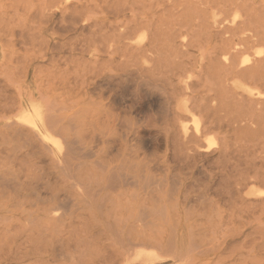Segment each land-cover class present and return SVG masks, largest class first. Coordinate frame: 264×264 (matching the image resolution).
I'll return each instance as SVG.
<instances>
[{
    "label": "bare ground",
    "instance_id": "obj_1",
    "mask_svg": "<svg viewBox=\"0 0 264 264\" xmlns=\"http://www.w3.org/2000/svg\"><path fill=\"white\" fill-rule=\"evenodd\" d=\"M54 1L57 0H53L52 7L60 8L58 5H61V2ZM257 1L132 0L127 10L133 15L127 18L128 22H121L118 34L108 41L105 49H101L105 51L107 60L113 65L107 66L106 70L102 67V71L98 73L96 71L91 81H87L84 79L86 75H82L84 78L81 80H85L84 85L86 83L82 91L84 90L86 98L83 99V106L70 114L55 115L50 106L45 108L42 103L24 99L16 90V75L23 59H19V56H15L14 53L7 55L9 56L6 57L7 60L5 57L2 59L0 74L6 86L9 84L15 89V94L12 97L9 96L10 98L0 94V186L6 187L7 182L11 181L13 190L12 192L9 187L11 185H9L7 188H10L11 192L6 193L3 189L6 191L7 188L0 187L2 189L0 199L2 196L6 198L5 194L18 195L10 199V202H15V204L9 202L5 206L0 205V237L19 239L17 242L13 240L6 243L4 249H0V253L7 254L8 257L5 260L9 264L12 261L24 259L23 257L29 258L33 249L38 244L44 243L43 240L47 238L48 233L46 232L49 229L64 227L68 228L66 229L68 232L64 234H68L69 238L79 233V238L80 234H85L90 237L89 241L83 238L73 240V242H70L71 239L68 238L64 241H57L60 237L50 241L59 248V254L63 255V251L69 249L67 255L64 256L65 261L50 264H87L81 262V257L89 253H96L100 258L99 262L92 264H147L152 251H176L175 239L172 235H169L167 239L166 230L165 232L158 231L160 234L153 230L157 225L153 224L154 219H151V212L154 210L148 209L147 190L144 188L133 190L134 182L130 190L131 182L128 183L126 175L123 176L125 179L121 180V171L126 168L127 164L130 169L131 163L136 160L137 166L144 167L147 155L142 151L145 143L141 139L139 121L131 118L128 122H123L120 113H126L124 104L128 99L155 98L161 109V117L148 126L157 129L158 133L155 137H157V142L162 144L160 147L164 148L165 156L173 152L176 154L174 156L181 154L180 156L186 159L210 158L215 154H219L220 157V151L204 146L202 138L205 132L211 131L214 127L229 126L233 111L247 104L244 103L243 95H239L240 98L237 96L236 88L245 87L247 89L244 90L248 93L249 99L247 100H250V104L264 106V5ZM117 4L122 5L123 3ZM27 7L29 9L31 5ZM41 9L44 11L43 5L39 8L40 11ZM139 11L145 14V16L142 15L143 18H139ZM81 12L84 13L83 10ZM8 19L11 21V18L8 17ZM78 23L76 22L77 25ZM141 31L145 34L137 38V33ZM6 34L0 33V38L8 37L9 35ZM21 34L19 35L23 38ZM106 36L107 34L104 37ZM34 37H30V40ZM101 39L100 42H102ZM6 42L8 43L9 40ZM25 42L23 45H26ZM203 42L210 51L204 57V67L198 69L195 66H189L187 59H184L185 55L190 48H200ZM19 43L22 45V42ZM259 46H263V50L254 51ZM57 58H54V62ZM73 59L76 61L75 58ZM73 59L68 60L72 62ZM51 62L49 64L53 63ZM62 63H65V60ZM110 63L107 62L106 65ZM84 66L82 65L83 69ZM77 76L79 75L76 70ZM65 80L62 79L63 82H66ZM112 81L126 82L130 84V89L126 91L124 89L125 92L118 97L116 105L119 106V111L115 109L116 112L110 114L108 105L103 101L95 103L88 96L97 86ZM196 86L200 87L197 91L194 90ZM110 91L112 89L107 92ZM133 105L128 106L127 109H132ZM15 111L17 113L13 114ZM184 114L192 116L199 114L202 118V128L196 127L191 133L188 128L181 126V118ZM73 120L77 122L78 127L76 126V131L72 133L71 122ZM56 134L61 136L62 141L57 138ZM135 147H137L136 150L132 149ZM98 175L99 178L96 179L99 180L95 182V177ZM141 179L143 178L140 176ZM35 180H40L44 187L42 188L50 191V196L45 193L47 197H42L43 194L34 189ZM251 181L264 182V170L258 172L246 183L249 184ZM244 186L246 184L243 186L239 184L240 189ZM89 192L92 193L91 197H87ZM150 196L149 200L152 198ZM230 204H232L231 201ZM108 207L111 208L110 210H116L118 213L122 211V213H119L120 216L111 217L108 214L109 211L107 213ZM161 210V214L157 216L162 217ZM102 225L105 229L101 227ZM260 231L264 234L262 228ZM54 232L49 234L55 235ZM241 246L237 244L235 247L238 249ZM38 262L35 260V264H49V261Z\"/></svg>",
    "mask_w": 264,
    "mask_h": 264
},
{
    "label": "rangeland",
    "instance_id": "obj_2",
    "mask_svg": "<svg viewBox=\"0 0 264 264\" xmlns=\"http://www.w3.org/2000/svg\"><path fill=\"white\" fill-rule=\"evenodd\" d=\"M54 2H61V5H58L60 8L56 9L52 7L53 0H0V33L6 34L7 31L6 35H9L8 37L0 38V63L4 57L5 60H7L9 57H7V55L13 53L15 56H19V59H23L21 62L25 60L23 63L20 62L21 65H19V71L16 75V90H18V92L21 93V96L27 101L33 100L42 103L45 108L46 106H50V109L55 112V115H60L70 114L78 107L83 106V99H85L86 96L83 92L84 90L82 91V88L86 83L85 85L83 84L85 80H81L84 78L82 75H86L84 79L91 81L92 77H95L96 71L98 73L102 71V69L104 70L107 66L111 67L113 65L107 60L108 58L104 54L105 51L101 49H105L108 41L118 34L117 31L119 30L118 28L119 25H121V22H128L127 18H130L133 14L129 13L127 10L130 4H132V0H57ZM257 2L264 5V0H258ZM117 3L123 4L118 5ZM27 5H31V7L27 9ZM39 5L40 7H38ZM42 5L44 11L41 9V12L39 8H42ZM109 5H112L113 7L111 6V8ZM118 7L122 9L119 10ZM113 8L117 9L114 10ZM124 8L125 10H123ZM82 10L84 12L83 14L81 12ZM122 10L123 12H120ZM72 11H77V13H73ZM46 13L47 15H45ZM139 13V18L145 16L143 12L139 11L138 14ZM7 15L13 22L8 19ZM71 16L74 19L70 18ZM40 17L42 19H40ZM31 18H33L34 21ZM69 21L71 22L68 23ZM76 22H79L80 24L78 23L77 25ZM71 23L72 25H70ZM4 26L7 27L4 28ZM57 27L60 28V30H57ZM93 28L95 29L93 30ZM3 29L7 30L4 31ZM109 29L115 33L112 32V34H110L111 31ZM20 33H22L21 35L23 38L19 35ZM16 34H18L20 38H18L19 36ZM106 34L107 36L104 37ZM144 34L145 32H138L136 37L139 38ZM30 37H34L35 41L33 38L30 40ZM75 37L77 39H75ZM93 37L95 39H93ZM85 38L86 40H89L86 41ZM27 39L28 41L30 40V44ZM100 39L102 42L99 41ZM7 40H9L8 43L6 42ZM19 42H22V45H20ZM23 42H25L26 45H23ZM99 42L100 44H97ZM5 43L6 45H4ZM72 50H74V52ZM260 50H263V46L257 47L254 51ZM43 51L45 53H43ZM209 52V47L203 42L200 48H190L187 55H185L186 57L184 56V59H187L186 62L188 61L187 64L189 66H195V68L199 69L204 67V57H206ZM54 58H57L55 59L56 63L54 62ZM73 58H75L76 61H74ZM58 59H60V61ZM68 59L73 60L70 62ZM64 60L65 63H62ZM82 61L87 64L82 63ZM50 62L52 64H49ZM107 62L110 63V65H106ZM82 65H85L84 69ZM42 67L44 71L43 69L41 70ZM91 68L96 70L94 71V69ZM47 69L48 71H46ZM75 69L79 75L77 77ZM0 71H2L1 68ZM35 75H38V77L36 78ZM63 78L66 79V82L62 81ZM6 85L7 84L4 83V78L0 74V94L12 97L15 94V89L9 84L8 86ZM199 88L200 87L196 86L194 90L197 91ZM111 89L112 91L107 92ZM124 89L125 91L130 89V84L126 82L115 83L114 81L105 82L101 86L94 88L88 98L91 97L95 103L103 101L104 104L108 105L110 109L109 112L112 114L113 112H116L115 109H118V111L120 109L119 106L116 105V101L119 99L118 97L121 93L125 92ZM244 89L246 88H236V92L238 93L237 96L239 98V95H243L244 103L247 104L244 105V107L242 106L238 110L233 111L230 125L221 128L214 127L211 131L205 132L204 137L202 138L204 146L220 151V157L219 154H215L210 158L194 157L186 159V157H182L180 156L181 154H178L181 157L180 159L179 156H174L176 154L173 152V154L171 153L169 156H165L164 148L160 147L162 144L157 142V137H155L158 133L157 129L148 126L159 120L161 117V109L159 104L156 103L157 100H155V98H134L135 100L128 99L124 104L127 111L126 113H120L121 120L123 122H128L129 119L132 118L139 121L141 127V139L145 143V148L142 151L146 153L147 158L143 164L145 165L144 167L137 166V161L131 160L133 161L130 165L131 168L129 169V165L127 164L126 168L121 171V180L125 179L123 176L126 175L128 177V183L129 181L131 182V184L129 183L131 185L130 188L134 184L132 187L133 190H140L141 188L147 190L148 209L154 210L151 212V219H154L153 224L158 226H155L153 230L158 234H160L158 231L165 232L166 230L167 239L169 238V235H172L175 239V252H172L173 250L170 252L167 250L153 251V257H151L149 264H264V234L260 231L262 228L264 232V202H262V199L264 198V182L251 181L249 184L246 183L258 172L264 170V106L261 104H250V100H247L249 99L246 91L247 89ZM100 97L102 99H100ZM130 100L134 102H131ZM130 105H133L132 109H127ZM16 111L13 114H16ZM182 118L181 126L188 128L189 132L192 133L196 127L202 128V118L199 114H195L194 116L184 114ZM73 121L71 122L72 133L76 131L75 127L77 126V122ZM56 136L62 141L59 134H56ZM132 149L136 150L137 147ZM174 157L175 159L173 160ZM187 162L189 163L187 164ZM140 176L143 179L140 180ZM175 176H177V178ZM96 178H99V175L98 177H95V182L99 180ZM196 181L198 182L196 183ZM132 182L134 183L132 184ZM239 184L240 186L246 184V186H244V188L241 187L240 189ZM34 185H36L33 186L34 189H37L39 193L43 194L42 197H47L45 193H48V195L50 194L49 190L46 191L43 189L44 187L41 185L40 180H35ZM7 186L11 188L12 182H7ZM7 186L0 187L3 189L7 188ZM219 186L221 188H219ZM238 187L239 189H237ZM1 188L0 190H2ZM132 188L130 190H132ZM7 189L6 191L3 189V191L10 193L11 191L9 189L7 191ZM158 192L159 194H157ZM6 195L7 194H5V197L7 199L4 198V196L0 199V205L2 206L7 205L10 202V199L18 197V195L14 193ZM91 195V192L87 193V197H91ZM149 196L152 197L151 200H149ZM228 199H231L230 201L232 204H230ZM157 201H159L158 204ZM189 201L195 204H191ZM13 204H15V202ZM197 204L198 206H196ZM239 206L241 207L238 209ZM110 209L111 208L108 207L107 213L109 211L108 214L111 215V217L120 216L119 213H122V211L118 213V211ZM160 209H162V217L157 216L161 214ZM101 227L105 229L104 225ZM66 229L68 228L49 229L46 232L48 235L44 233L47 236V240L45 239V241L43 240L44 243L38 244L31 252L29 258L23 257L24 259H19L15 262L12 261L10 264H35V260H38V263H41V261H49V264L51 262L57 263L65 261L64 256L67 255L69 249H65L66 251H63V255L59 254V248L54 242L50 241H53L54 239L57 240L58 237L60 238L57 241H64L68 238L71 239L70 242H73V240L75 241L76 239L82 240V238L83 240L89 241L88 238H90L85 234H80L79 238V233H77L78 235H75L77 238H75L73 234L72 235L75 239L73 236L69 238L68 234H64L68 232ZM53 232L56 234L51 235ZM258 235L261 237V240ZM0 239V249L2 248V250L4 249L3 247L6 246V243L13 240L16 242L17 240L19 241V239L16 238L8 239L5 237L3 238L2 236ZM57 243L60 244L61 242ZM237 244L238 246L242 245L241 248H238L240 251L235 247ZM54 247H56V249H54ZM233 251L234 254H232ZM7 257L8 256L5 252L0 253V264H7L8 261L5 260ZM99 261L100 258L96 253H89L83 256V258L81 257L82 263L85 262L87 264H92ZM67 262L69 263L70 261Z\"/></svg>",
    "mask_w": 264,
    "mask_h": 264
},
{
    "label": "crops",
    "instance_id": "obj_3",
    "mask_svg": "<svg viewBox=\"0 0 264 264\" xmlns=\"http://www.w3.org/2000/svg\"><path fill=\"white\" fill-rule=\"evenodd\" d=\"M155 252H157L156 250H155ZM152 254H153V251H152ZM151 257H153V256H151ZM151 257H150V259L147 261V264H149V261L151 260ZM178 260V259H177Z\"/></svg>",
    "mask_w": 264,
    "mask_h": 264
}]
</instances>
